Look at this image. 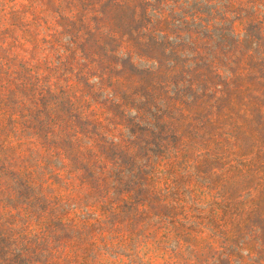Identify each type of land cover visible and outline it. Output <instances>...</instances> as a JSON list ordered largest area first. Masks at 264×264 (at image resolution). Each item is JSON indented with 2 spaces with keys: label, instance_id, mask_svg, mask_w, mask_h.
I'll return each mask as SVG.
<instances>
[{
  "label": "rangeland",
  "instance_id": "1",
  "mask_svg": "<svg viewBox=\"0 0 264 264\" xmlns=\"http://www.w3.org/2000/svg\"><path fill=\"white\" fill-rule=\"evenodd\" d=\"M137 2L0 0V264H264V0Z\"/></svg>",
  "mask_w": 264,
  "mask_h": 264
},
{
  "label": "trees",
  "instance_id": "2",
  "mask_svg": "<svg viewBox=\"0 0 264 264\" xmlns=\"http://www.w3.org/2000/svg\"><path fill=\"white\" fill-rule=\"evenodd\" d=\"M137 5H140V6H137L136 8H132L133 14L131 16V19L125 24V26H123L122 28H120V32L123 31L125 28H129L130 30L133 31V25L135 24V21H137V18L139 16V14L137 12L138 9H143L144 10V13H147V2H146V0H138ZM120 7H121V4H120ZM129 58L131 60L132 53L129 54ZM32 108L34 110H38L39 109V106L37 105V102L36 101H35L34 105L32 106ZM77 119H78V121H83L86 118L83 115H80V116H77Z\"/></svg>",
  "mask_w": 264,
  "mask_h": 264
}]
</instances>
